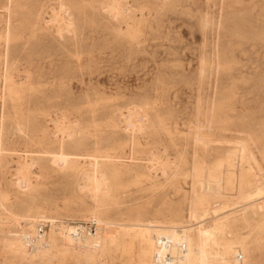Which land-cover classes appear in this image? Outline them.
<instances>
[{"label":"rangeland","instance_id":"rangeland-1","mask_svg":"<svg viewBox=\"0 0 264 264\" xmlns=\"http://www.w3.org/2000/svg\"><path fill=\"white\" fill-rule=\"evenodd\" d=\"M114 3L118 10L111 9ZM4 27H10L5 48L17 74L29 70L31 79L17 85L18 96L0 83V264L48 263L28 251L17 259L4 241L21 229L35 231L39 223L45 224L44 234L35 243L47 240L51 222L76 226L82 237L105 228L131 239L121 233L146 219L180 232L209 226L230 212L240 216L246 204L236 198L237 182L226 185L224 161L227 150L240 142L263 170L252 163L247 172L238 161L237 174L241 167L244 177L255 173L264 188V0H0L1 33ZM38 72L44 74L40 80ZM62 99L68 123L74 129L88 125L80 134L65 136L64 150L83 151L72 146L75 135L91 149L97 135L102 146L117 153L102 159L120 161L110 180L115 199L97 207L101 223L91 215V199L85 197V207L75 200L78 193L88 194L83 179L63 168H42L52 155L28 149L44 125L57 133L54 120L40 122L38 112L48 110L55 119ZM92 111L98 129L90 126ZM132 112L142 118L137 131L125 128ZM77 117L83 118L80 126ZM111 117L118 127L104 126ZM30 158L34 163L18 173L19 164ZM220 160L221 192L202 214L193 205V194L203 191L194 171L199 168L204 178ZM20 178L26 186H17ZM253 198L261 202L264 193ZM31 202L43 213L32 229L8 216V211L22 213L21 204ZM252 219L264 223L262 214ZM257 237L255 230L249 234L250 260L264 264V244L259 246ZM130 248L112 250L95 264L135 263L136 241ZM50 260L90 264L68 257Z\"/></svg>","mask_w":264,"mask_h":264},{"label":"bare ground","instance_id":"bare-ground-1","mask_svg":"<svg viewBox=\"0 0 264 264\" xmlns=\"http://www.w3.org/2000/svg\"><path fill=\"white\" fill-rule=\"evenodd\" d=\"M111 9L118 10V5L114 3L111 5ZM10 38V27H4L3 33L0 32V83H3L9 95L18 96L19 90L17 89V85L21 86L30 83L31 73L28 70L26 74H17L18 67L15 64V60H13L12 56L8 54L7 48H5ZM43 76L42 72H38L36 77L40 80ZM62 77L63 75H60V78ZM23 78H25L24 81H22ZM61 86L62 88L64 87L63 82ZM63 103H65V99H62L61 105L59 104L56 107L60 115H57L58 117L55 119L50 118L48 110L38 112L40 122L54 120L53 127L56 128L57 133H54L48 126L44 125L40 128L38 134L33 135V140L30 141L34 147L28 149L36 153L52 155L49 158L48 165H41L42 168H63L69 171L75 178L79 177L83 179V188L88 194L84 196L78 193L74 196L75 200L80 203V206L85 207V197L91 199L93 201L91 215L94 216L97 222L101 223L99 218L101 211L97 207L102 205L107 199H115L111 193L113 187L110 180L118 169L120 161L107 163V160L102 159V157H114L117 153L112 152V146H102L100 138L97 135L93 136L91 149L86 148L85 142L79 135H75L70 142L74 148L82 147L83 151L66 152L64 150L63 142L66 141L65 136H73V133L80 134L82 131L84 132V129L88 125L80 126L83 118L77 117L76 120L80 127L74 129L68 123L65 113L62 112L65 111ZM95 116L96 113L92 111V123L90 126L98 129L100 125L94 121ZM141 120L142 118L139 114L128 113L126 115L125 128L137 131L140 129ZM104 126L116 128L119 126V123L111 117ZM16 129H21L18 124L16 125ZM196 136L199 142L203 145L206 144L201 135L196 133ZM24 145L25 147H29L27 144ZM11 149L16 150L15 147ZM32 159L30 158L29 162L27 160L21 162L17 168V172L24 174L29 169V166L34 163ZM224 161L226 164V185L232 186L234 182H237L240 185V189L236 198L243 199L244 204H246L242 214L238 217L231 215L230 212L216 218L209 226L200 225L196 228L180 230V232L174 230L171 226L156 224L154 221L146 219L130 223L127 230L121 233L125 236H131V239H120L117 234L111 230H105V228L100 232L96 231L93 235L86 234L82 237L77 232L76 226L65 224L56 227L51 222L47 240L35 243L37 238L35 235H31L35 231L31 232L28 228L27 230L21 229L18 233H9L5 236L4 241L15 258L24 259L28 251L31 255H37L39 259L47 261V264H50V259L54 257H57L59 260H64L66 257L78 260L85 259L90 264H95V260L98 257L108 254L112 250L115 252H121L124 249L130 251L133 241H136L135 255L137 261L135 263L129 261L127 264H164L162 257L166 252L172 255L174 264H253L250 260L252 244L248 241L249 234L255 230V234L258 236L255 238V241L259 246L264 244V223L256 221L251 223L254 214L264 215V198L261 202H256V199L258 200L259 198L253 197H260L264 193V188L257 182L255 173L252 172L250 175L252 177L247 178L243 176L241 171L244 166L247 167V172L251 171L252 163L259 170H263V167L251 152L248 153L245 142H240L237 148L228 149ZM238 161L244 165L237 174L235 167ZM221 164L222 161L220 160L208 167L206 177L204 178L201 177L202 173L200 169L195 168L194 174L197 181L203 185V191L193 194V205L196 209H201L200 212L202 214L205 211L203 206L209 202L210 198H216L220 195L223 172L219 169ZM249 185L253 186L251 190L247 189ZM17 186H26V180L20 178ZM20 208L22 213L8 211V216L14 218L16 221L18 220V223L20 222L19 220H23L25 224H29L28 226L31 229L33 222L43 217L42 206L40 204L31 202L21 204ZM191 216L195 217V214L192 213ZM107 223L102 222L103 225ZM244 228H248L247 233L241 232ZM237 243L241 245L238 248L232 245ZM27 244H30L31 247H26Z\"/></svg>","mask_w":264,"mask_h":264},{"label":"built area","instance_id":"built-area-1","mask_svg":"<svg viewBox=\"0 0 264 264\" xmlns=\"http://www.w3.org/2000/svg\"><path fill=\"white\" fill-rule=\"evenodd\" d=\"M44 228H45V224L39 223V225L35 229V233H34L36 238H43ZM162 260H163L164 264H174V259H173L172 255L168 252H166L163 255Z\"/></svg>","mask_w":264,"mask_h":264}]
</instances>
